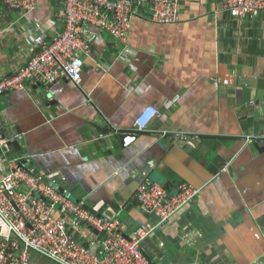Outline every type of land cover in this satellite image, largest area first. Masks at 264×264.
<instances>
[{
  "label": "crops",
  "instance_id": "obj_1",
  "mask_svg": "<svg viewBox=\"0 0 264 264\" xmlns=\"http://www.w3.org/2000/svg\"><path fill=\"white\" fill-rule=\"evenodd\" d=\"M221 2L180 0L174 25L153 24L141 8L124 44L88 27L78 86L0 96V126L20 146L3 157L25 158L90 210L104 207L125 234L156 223L135 198L140 185L200 189L143 242L153 264H264V11L236 19ZM62 10V0H37L26 15L0 4V75L36 53L37 36L62 30ZM148 106V130L120 147L115 133L132 132ZM184 230L200 235L193 245Z\"/></svg>",
  "mask_w": 264,
  "mask_h": 264
},
{
  "label": "built area",
  "instance_id": "obj_2",
  "mask_svg": "<svg viewBox=\"0 0 264 264\" xmlns=\"http://www.w3.org/2000/svg\"><path fill=\"white\" fill-rule=\"evenodd\" d=\"M62 2V30L52 38L37 36L33 40L36 53L10 76L0 75V96L23 90L27 84L47 86L65 81L78 86L81 55L91 50L92 37L85 34L88 27L124 44L132 18L141 8L153 24L174 25L180 20V0ZM36 3L37 0H0L7 10L25 15ZM219 11L243 19L264 11V0H222ZM155 115L153 106L142 110L133 121V131L146 132ZM14 140L8 139L0 126V264H35L32 254L53 264H150L142 250L143 242L200 192L182 183L171 194L161 185L145 182L137 188L135 198L145 213L156 218V223L138 225L125 234L114 215L99 217L95 210H86L82 201H72L55 184L45 183L25 158L6 160L3 153ZM199 236L184 230L181 239L191 246Z\"/></svg>",
  "mask_w": 264,
  "mask_h": 264
},
{
  "label": "water",
  "instance_id": "obj_3",
  "mask_svg": "<svg viewBox=\"0 0 264 264\" xmlns=\"http://www.w3.org/2000/svg\"><path fill=\"white\" fill-rule=\"evenodd\" d=\"M138 135H139V133L134 132V131H132V132H123V133H115V136H116V138H117L118 141H119V145H120V147L123 146L122 144L125 143L124 141L130 140V139H131V140H135V139L137 138ZM263 146H264V143H263ZM9 151H10V152L20 151V146H19V144H18L17 142H13V143H11V144L9 145ZM219 166H220V165L216 164V165L214 166V169H217ZM213 172H214V170H213ZM36 175L39 176V177H41L39 174H36ZM42 180H43L45 183H47L48 185L53 186V183H52V181H50L49 178H42ZM57 189H58V191H60V192H64V193L67 195V192H65L61 187H59V188H57ZM67 196H68V195H67ZM75 202H77V201H75ZM84 208H85L86 210H88V211H91L90 208H89L87 205H85ZM104 209H105V208L103 207V208H101L100 210H98V211L96 212V215L100 217V216L103 214ZM110 216H111V215H110ZM93 233H94L95 235H97L96 232H93ZM34 255H36V254H32V255H31V259H33L32 256L34 257ZM146 258H147V260H148V262H149L150 264H153V262L151 261L150 258H148L147 256H146ZM32 261H33V260H32Z\"/></svg>",
  "mask_w": 264,
  "mask_h": 264
}]
</instances>
